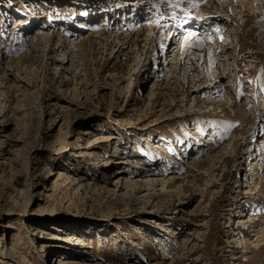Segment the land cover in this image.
I'll list each match as a JSON object with an SVG mask.
<instances>
[{"label":"rangeland","instance_id":"1","mask_svg":"<svg viewBox=\"0 0 264 264\" xmlns=\"http://www.w3.org/2000/svg\"><path fill=\"white\" fill-rule=\"evenodd\" d=\"M141 3L0 0V264H58L59 256L76 257L79 264H264V252L259 254L261 248L255 247L253 241L254 231L247 232L243 245L235 244L227 231L229 226L241 228L239 220H247L249 214L257 220L264 215V209L249 204L245 205L249 208H240L236 201L246 195L241 188L250 166L246 159L230 168L218 162L212 179L207 171L189 165L200 177L192 183H178L182 184L180 191L177 187L169 192L161 190L160 185H141L146 179L185 177L188 159L197 161L206 156L219 144L216 142L225 141L232 131L215 135V142L208 143L209 132L204 130L207 120L195 116L217 113L215 110L195 107L194 95L169 104L151 94L150 79L155 71L152 62L155 55H163L158 48L145 59V50L140 55L137 48L131 47L127 59H119L114 67L111 48L103 50L98 40L94 48L89 44L90 32L103 24L97 16L118 10L117 16L128 14L125 20L132 19L134 15L129 10ZM143 9H139L138 21L133 20L137 26L130 25L128 30L138 32L150 25L155 17L142 21L140 18L146 16ZM205 10L215 13L206 7ZM117 22L107 23V33L113 35L120 24L122 30L127 26V21ZM39 27L43 32L38 34ZM253 27L251 24L246 34L253 32V38L260 40L262 37ZM168 29L173 32L169 26L164 27L161 39L170 34ZM180 29L173 35L171 46L179 45ZM71 33L74 39L69 46H76L70 55L73 57L64 54L62 48L48 52L50 44L62 47ZM222 38L209 42L215 41V51L220 49L216 47H221ZM80 40L87 45L77 47ZM261 45L257 50L264 55V44ZM246 63H239L241 79L220 80L221 86L229 87L228 94L214 92L215 89L206 92L207 97L226 99L233 89L238 95L236 101L244 102L258 114L256 135L247 138L245 145L242 142L240 151L244 154L254 145V153L264 146V62L247 70L243 68ZM115 68L121 72L115 74ZM251 85L253 95L245 99ZM233 124L239 126L240 122L228 126ZM194 135L203 146L196 148L198 145L190 141L196 152L190 158L184 157L183 146L187 149ZM127 156L138 161V167L133 162H122ZM57 170H64L73 183L56 187ZM121 170L124 172L120 174ZM228 173L231 176L227 179ZM118 175L123 178L116 179ZM206 179L215 181V185ZM121 180L122 188L118 189ZM126 180H136L141 185L139 192H131ZM258 190L256 185L245 200H254ZM221 195L225 200L220 201ZM188 214L194 220H188ZM262 226L260 223L258 227ZM70 242L79 243L83 250H74ZM187 243L197 248L191 256L186 255L187 249L180 251ZM232 249H239V253Z\"/></svg>","mask_w":264,"mask_h":264},{"label":"bare ground","instance_id":"2","mask_svg":"<svg viewBox=\"0 0 264 264\" xmlns=\"http://www.w3.org/2000/svg\"><path fill=\"white\" fill-rule=\"evenodd\" d=\"M140 1L142 2L141 3L142 6L140 7L144 8L143 11L146 12L145 13L146 16H143L140 19L144 21L143 19H146L148 16H150L151 18L154 16L155 21L154 19H151L150 25L149 23L148 24L146 23L147 21H145V23L147 24L146 27H143L138 32L135 30L134 31L128 30L130 25H134L133 20H135L136 18V20L138 21L137 17L140 16L137 15L138 13L140 14L139 12L140 7H133L134 5H132L135 4L138 6V2H133L131 4L132 8L129 11L130 14L134 15L132 16V19L125 20V16H128V14L124 15V17L122 18L119 17L120 14H118L119 13L118 10L112 12L109 11L110 13H103V14L101 13V15H99V17L97 16V18L100 19L103 22V24H101L100 26L98 25L99 26L98 29H96L94 32H90L87 38L89 44L92 45V47L94 48L96 47L95 42L98 40L97 43L101 44L102 47L100 48H103V50H105V48H111L110 54L112 55L111 60L113 59L114 67L115 65H117L116 62H118L119 59L122 60L127 59L126 55L132 52L130 50L131 47L137 48V51L140 52V55L145 50V52H143L146 54L145 59H147V57L151 58L152 56L151 54L154 51H157L158 48V50L161 51L163 55L156 58L155 55L153 59L155 61L152 62L155 71L153 72L154 76L152 75L150 79V81L151 80L153 81L151 84L153 86L151 94H155L156 99L160 97L165 101H169V104H171V102L173 101H183V98H188L189 95H191L192 97L194 95L193 101L195 107L197 108L204 107V108H209L211 110H215V112L217 113L208 112V114H203V115L196 114L195 116L200 120L203 119L207 120L206 122L207 125L204 128V130L206 132L207 131L209 132V135L206 134L208 136L207 139L208 141L206 142L208 143L213 144V142H215V140H213V139H217L215 135L221 136L223 134H226L228 129L232 130L230 132V136L225 141H223L225 142V144H222L223 142H216L219 144L214 148H211V150L207 151L208 154L204 157H202L203 156L202 155L201 158L198 159L197 161L192 160L193 158H190L193 154H195L196 151L193 150V147L192 145L190 146L189 142L192 141L194 145L197 144L198 146L197 147L195 146L196 148L200 147L201 145L203 146V143L199 145L198 143L201 142L196 140L197 137H195V135L194 137H192V139L190 138V140H188V143L186 145L187 149H185V146H183L184 149L182 151L184 153L183 155L184 157L190 158L188 159L187 162L188 168L185 169V174H184L185 177L172 176V179L171 177L169 179L163 178L161 181H157L156 179L153 180L146 179L142 182L141 185L142 186L160 185L161 190L169 189L168 190L169 192H171V190L173 189H176L177 187L180 191L182 184L180 186L178 183H182L183 180H185L187 183H192L193 179H197L200 177L199 176L200 174L194 171L193 169L189 168V165H192L197 169H201V171L202 170L207 171L212 179L214 178L213 171L217 170L218 168L217 166L218 162L222 161V163H224L226 167L230 168V166H232L233 163L234 164L237 162L240 163L243 159H246V162H249L250 166H248L247 175L243 180L244 183L241 187L243 189L242 194H246V195L251 194V192L255 189L256 185H259V190L254 193V197H253L254 200L251 199L245 200L246 198H248V196L245 195L246 196L245 197L244 195H242L241 198L240 199L237 198L236 201L240 202L239 203L240 208L241 207L249 208L245 206L249 204L250 207L253 208L259 207L263 211L264 182L262 180L264 179V157H262V155H264V152L262 151V149L264 150V146L261 148L259 147L258 149L256 148V150L258 151L257 153H254L255 145L253 146L252 150L247 151L245 154L243 152L241 153L242 151L241 147L243 146L242 142L245 145L247 138H253V136L256 135L257 133L255 124H259L260 121L257 116L258 114L254 113L252 109L247 108L249 106L247 104H244V102L241 103L239 101H236L238 95L237 93H235L233 89H231L230 98L227 97L226 99L217 96L214 97L212 96L213 98H210L211 96L207 97L206 92L208 93L209 89L211 90L215 89L214 92L220 90L222 91L221 93L228 94L227 90L229 87L223 84L221 86L222 81L220 80L227 78L229 79L228 82L229 81L232 82L231 78L233 77L236 79H241L243 77L242 76L243 72H239V73L237 72V70H239L238 68L240 62L242 63L246 60L247 63L244 64L243 67L246 68V70L253 68L252 66L253 65L256 66L261 60L264 62V55H262V53H260L257 50V48L262 46L261 44H264V7H263L264 0H262V3L260 0H149V1L140 0ZM205 7L214 11L215 13H210L209 11L205 10ZM213 17H216L218 19V22L222 23L223 25L219 24L216 18ZM117 20H120V22L122 23L123 22L125 23L127 21L125 25H127L126 27L128 28L125 27V29L122 30L121 28L122 26H120L121 25L120 24L116 27L117 30L113 33V35L107 33L109 31L107 28V23L110 21L117 22ZM142 21L141 23L145 25V23ZM16 22H18V20ZM41 23L43 22L41 21ZM251 24L255 25V28L253 27L254 31L258 33V36L262 37L261 39L263 41H261V39L259 40V38L257 39L256 37L253 38L252 35L253 32L246 34L247 32H249L246 29H248V27ZM135 25L134 27L137 26ZM167 26H169L173 30V32H171V30L168 29L170 34L167 35V37L162 36L161 39L162 30L164 27L167 28ZM178 28H181L180 29L181 31L180 35H182L181 41L179 45L177 44V46H171V43H173L172 40L174 38L173 35H175V32L177 33L176 30ZM36 30L38 34L40 32H43L41 27L36 28ZM124 31L127 32L123 33ZM147 33L150 34L149 38L147 37L148 35ZM194 33L199 34L200 36L195 35ZM71 35L73 34L71 33L69 35H66V37H69L68 40L65 39L64 42H62L63 40L61 41L63 43L62 47L60 45L52 46L53 44L52 45L50 44V47L46 49H48L49 50L48 52H50V51H57V48L60 49L62 48V50L64 51L63 53L64 54L68 53L67 55L70 56L71 54H73V52H75L74 48L76 47V46H72V47L69 46L73 44L70 41L74 39V37H71ZM143 36H145V38ZM196 36L198 37L195 38ZM218 37L220 38L223 37L222 38L223 43H221V47L219 46L216 47L220 49L218 51H215V46H214L215 41L214 44H209V42L214 39H217ZM33 40L34 39L32 38L31 43H33ZM165 42L168 43V46H165ZM85 44L86 43H83L82 40H80L77 47L84 46ZM171 48H174V50L173 49L171 50ZM46 49L44 51H47ZM169 49L172 51V54L170 58L168 57L169 59L167 60L166 56L168 55L167 52ZM6 51L7 50L5 49L4 53H6ZM134 54H136L135 49H134ZM24 58L25 56L20 57L18 63L21 62V60H24ZM158 58L161 59L162 61L159 60ZM156 59H158V61ZM164 59H166V62H164L165 61ZM111 60L109 63H111ZM12 62L13 64L15 63L14 61ZM168 63H170V66H168ZM61 64L62 61H60V64L58 65ZM105 64L107 65V63ZM165 68L168 74L163 72ZM120 70L115 68V70L113 71L115 74H117L121 72ZM166 74H167L166 77L167 80L165 79ZM121 76H123V73H121ZM117 80H119V77ZM187 84L190 85L187 86ZM254 85H255V89H257L256 83H254ZM254 85L249 86L248 89L249 93L244 95L245 99H249L248 97H251L253 95L252 91L250 92V90H254ZM210 92L212 93V91ZM166 96H168L167 99L165 98ZM262 108H264V106ZM261 110L264 111V109ZM195 117L193 116L192 118ZM238 122H240L239 126H236L235 124H233V126H228V124L238 123ZM193 128L196 127L193 126L192 129ZM220 141L222 140L220 139ZM156 143L157 144H155L154 142L153 145L159 147L158 142ZM226 143H229V145ZM227 147H229L228 150H226ZM108 161L110 162V160ZM211 161L212 164L210 163ZM122 162L126 164L129 162H133L134 166L138 167L137 165L138 161L135 162L134 160H131V158H129L128 156L126 157L125 161ZM251 163L253 164L255 163V165H251ZM220 166L221 165H219V167ZM258 166H262V167L258 168ZM142 167L145 166L142 165ZM57 171L58 174L56 180L54 181L55 183L54 185H56V187L59 186V188H61V186H66L67 184L73 183L72 180H69L68 177H66L65 175L66 173L64 170H57ZM119 172L121 174L122 172H124V170H121ZM226 176L228 179L231 176V174L228 173L226 174ZM126 177L129 176L128 174L124 173V178L127 179ZM118 178L122 179L123 176L118 175L116 179ZM118 181L119 180H117V182ZM206 181L207 182L209 181L208 183H212V181L209 179H206ZM126 183H128V181ZM122 184L123 183L121 180L118 189L122 188ZM212 184L215 185V181ZM141 185H139L136 180L135 181L129 180L128 183V186L130 187V191L133 193L139 192V190L141 189L140 188ZM193 185H195V183ZM227 187L228 186H226V188ZM197 189H199V186L197 187ZM150 197L154 198L155 195L150 193ZM221 197L222 199L220 201L225 200V198L222 195ZM227 210H231V208H228ZM189 214L193 215V212ZM189 214L187 217L188 220H194L193 217H191V215ZM260 216H261L260 219L262 221L259 218L258 220L256 218H251L250 214L248 216L249 218L245 221L243 219L239 220L241 219L239 218L238 220L242 222L241 223L242 227L233 228L229 226L227 231L229 232L232 241L234 242L235 240V244L241 243L242 245L243 243L245 244L246 242L245 240L247 239L246 238L247 232L250 230L254 231L256 236V238L253 240L255 247L257 246L258 249L261 248L258 251L259 254L263 255L264 218L262 216L264 215H260ZM257 221L260 222L258 223ZM260 223H263V226L259 228L258 226ZM245 228L246 231L244 230ZM70 244L74 250L76 249L83 250L84 248L81 247L79 243L70 242ZM91 246H92L91 248H93L94 246L93 242ZM188 246L189 244L187 243L185 248L183 249L180 248L181 249L180 251L182 252L185 251V249H187L186 255L191 256L192 253L196 251L197 248L193 246L191 247ZM232 252L239 253V249H232ZM79 262L81 261L78 260L76 257L60 258L59 256L58 258V264H77V263L79 264ZM83 264H87V263H84L83 261Z\"/></svg>","mask_w":264,"mask_h":264}]
</instances>
